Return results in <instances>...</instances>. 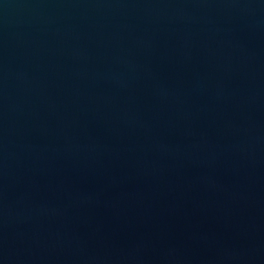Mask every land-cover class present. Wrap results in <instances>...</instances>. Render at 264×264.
I'll list each match as a JSON object with an SVG mask.
<instances>
[{"label": "water", "instance_id": "1", "mask_svg": "<svg viewBox=\"0 0 264 264\" xmlns=\"http://www.w3.org/2000/svg\"><path fill=\"white\" fill-rule=\"evenodd\" d=\"M0 264H264V0H0Z\"/></svg>", "mask_w": 264, "mask_h": 264}]
</instances>
